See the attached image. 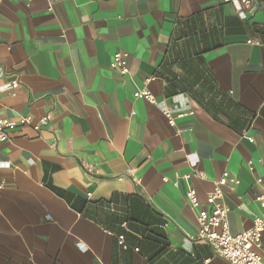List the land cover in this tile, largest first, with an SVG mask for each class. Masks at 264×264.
<instances>
[{"label": "crops", "instance_id": "obj_1", "mask_svg": "<svg viewBox=\"0 0 264 264\" xmlns=\"http://www.w3.org/2000/svg\"><path fill=\"white\" fill-rule=\"evenodd\" d=\"M236 8L0 0L1 83L19 82L0 119H32L0 142V264H229L194 239L185 193L204 203L227 172L230 232L262 213L264 0ZM119 51L126 75L110 66ZM143 88L154 103L134 98Z\"/></svg>", "mask_w": 264, "mask_h": 264}, {"label": "built area", "instance_id": "obj_2", "mask_svg": "<svg viewBox=\"0 0 264 264\" xmlns=\"http://www.w3.org/2000/svg\"><path fill=\"white\" fill-rule=\"evenodd\" d=\"M51 7L55 3L62 0H47ZM236 3L237 14L240 17H244L245 12L251 7V0H225ZM248 44L254 42L247 41ZM127 53L124 51L116 52L111 61V68L116 69L121 75H126L128 69ZM4 76L3 67L0 65V95L2 93H9L12 90L18 88L19 82L14 80L10 83H1ZM151 79H146L145 83ZM134 98L143 99L150 103H154V97L145 88L136 89L133 93ZM166 118L168 123L173 124L171 114L166 111ZM32 122L30 117H21L17 122L9 121L8 119H0V142L8 139V131H12L18 125H28ZM49 118L44 116L39 119L38 123L34 125V129H40L47 126ZM253 142L252 139H250ZM248 166L251 167V162H248ZM87 173H92L93 168L85 166ZM202 178V175H197ZM186 179L188 177H185ZM258 183L262 182V178L257 179ZM238 180L233 178L229 173L223 172L213 183V189L209 192L204 203H201L197 197L196 191L190 187L186 189L185 199L186 202L193 210H197L196 223L198 226L197 235L195 240L204 241L209 244L213 249L214 255L227 261L229 264H264V254L261 238L264 234V191L255 197L256 203L259 205L261 215L254 218L252 225L249 229L238 233L232 234L228 225V214L230 209L223 202L224 188L238 184ZM4 184L0 182V190L3 189ZM164 227L167 226L165 222ZM118 243L126 249L124 244V236L118 237ZM138 249H135L137 252Z\"/></svg>", "mask_w": 264, "mask_h": 264}, {"label": "trees", "instance_id": "obj_3", "mask_svg": "<svg viewBox=\"0 0 264 264\" xmlns=\"http://www.w3.org/2000/svg\"><path fill=\"white\" fill-rule=\"evenodd\" d=\"M163 246L165 247V244H163Z\"/></svg>", "mask_w": 264, "mask_h": 264}]
</instances>
